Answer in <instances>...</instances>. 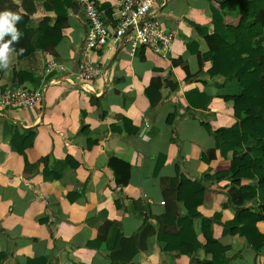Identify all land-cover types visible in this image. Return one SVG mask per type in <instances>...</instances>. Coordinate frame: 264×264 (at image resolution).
Listing matches in <instances>:
<instances>
[{
    "label": "crops",
    "instance_id": "crops-1",
    "mask_svg": "<svg viewBox=\"0 0 264 264\" xmlns=\"http://www.w3.org/2000/svg\"><path fill=\"white\" fill-rule=\"evenodd\" d=\"M46 1L7 3L4 10L16 13L18 8L21 14L16 24L20 39L28 24L45 16ZM93 1L113 32L116 23L112 12L118 0ZM211 4L216 2L159 0L150 17L174 35L171 52L161 57L140 47L130 56L128 38L109 41L110 50L105 48L94 55L100 74L89 85L76 76L87 32L78 5L68 10L60 28L48 30V37L61 35L54 52H36L26 63L17 64L33 70L39 86L45 84V91L31 109L0 111L3 264H25L27 259L38 257H45L47 264H108L111 254L104 246L131 237L144 218L157 229V218L165 211V204H161L165 201L163 179L174 177L178 169L191 181L203 182L207 174L237 169L249 161L247 155L233 161L209 160L207 155L214 139L203 130L202 123L215 130L236 122L230 103L220 98L221 91L210 81L207 71L211 63L202 62L201 68L194 55L195 50L206 52L195 27L212 33ZM226 22L236 24L238 18L227 17ZM51 61L63 69L47 73ZM182 64H187L189 77ZM232 71L228 67L222 76ZM194 90L211 97L205 108V99L191 93ZM189 100L197 101L200 106L195 107L201 108L191 107ZM174 112V120L167 122ZM9 128L20 135L32 130V147L23 154L15 152L6 135ZM14 142L17 144V139ZM43 158L47 161L36 166ZM109 161L118 169L116 176ZM123 163L130 166L128 181L121 174ZM227 184H208L210 206L199 208L203 217L210 218L221 210L227 201ZM178 206L184 215L183 206ZM222 213L224 219L233 215L231 210ZM221 230V225H214V237L220 243L236 244L229 252L230 256L236 255L233 264H252L254 254L240 249L235 238L222 236ZM95 239L103 247L87 246ZM144 245L146 250L140 251L131 264L190 262L179 252L161 253L154 236L148 237ZM203 256L201 248L198 257Z\"/></svg>",
    "mask_w": 264,
    "mask_h": 264
},
{
    "label": "trees",
    "instance_id": "trees-1",
    "mask_svg": "<svg viewBox=\"0 0 264 264\" xmlns=\"http://www.w3.org/2000/svg\"><path fill=\"white\" fill-rule=\"evenodd\" d=\"M208 1L216 2V5H210L212 33L195 27L204 40L206 52L201 54L195 50L194 55L200 67L202 62L211 63L207 71L210 81L221 91L220 98L230 103L236 122L230 127L215 130L209 124L202 123L205 131L214 139V147L207 155L209 160L225 161L247 155L249 161L237 169L207 174L203 182L191 181L178 169L174 177L163 179L165 211L157 218V229L144 218L142 226L131 237L124 238L121 243L112 241L111 245L104 246L111 254L108 264H131L140 251L146 250L144 242L150 236L155 237L161 253L179 252V256L189 257V264H233L236 255L230 256L229 252L236 244L220 243L214 237L215 224L222 226V236L235 238L240 249L252 251V264H264V0ZM7 3L13 4L11 0H0V12L7 11L4 10ZM75 6L77 4L73 0H49L43 4L44 12H47L45 16L28 24L19 42L11 45L14 59L10 58L11 64L7 70H0V94L8 87L34 90L39 86L40 81L34 76L33 70L17 67V64L26 63L36 52H54L61 35L48 37L47 32L53 27L60 28L63 21L67 20L68 10ZM15 14L21 17L18 8ZM227 17L238 18V22L229 24L226 22ZM9 37L5 36V41ZM21 48L24 49L23 54H20ZM182 66L189 77L187 64ZM228 67H232L233 71L223 77V70ZM191 93L205 99L202 108L211 98L197 90ZM190 103L191 107L199 108L195 107L197 101L191 100ZM175 115V112L171 114L167 122L171 123ZM6 135L10 137L13 150L19 154L32 147L35 137L32 130L23 131L20 135L17 130L10 128ZM46 161L43 158L35 165ZM109 165L116 176L118 169L112 161H109ZM122 165L121 174L128 181L130 166L127 163ZM221 181L228 183L225 186L227 201L210 218L203 217L199 208L210 206L208 184ZM179 204L184 208V215L179 213ZM222 210H231L232 217L224 219ZM115 235L118 238L119 234ZM87 246L103 247L98 239L87 243ZM201 248L204 249V256L199 258ZM5 258L6 254L0 252V264ZM47 263L45 257H38L27 259L25 264Z\"/></svg>",
    "mask_w": 264,
    "mask_h": 264
},
{
    "label": "built area",
    "instance_id": "built-area-1",
    "mask_svg": "<svg viewBox=\"0 0 264 264\" xmlns=\"http://www.w3.org/2000/svg\"><path fill=\"white\" fill-rule=\"evenodd\" d=\"M82 8L87 32L79 56L76 76L86 85L100 74L99 65L94 55L107 48L109 41L114 43L128 38L129 55L133 56L140 47L149 49L161 57H166L172 50L174 35L150 17L151 9L159 0H118L112 12L115 21L111 32L102 18V11L93 0H73ZM63 69L54 62H49L46 72ZM49 83H54L50 80ZM45 84L34 90L21 87H8L0 96L1 110L31 109L43 97ZM163 205L164 202H161Z\"/></svg>",
    "mask_w": 264,
    "mask_h": 264
},
{
    "label": "clouds",
    "instance_id": "clouds-1",
    "mask_svg": "<svg viewBox=\"0 0 264 264\" xmlns=\"http://www.w3.org/2000/svg\"><path fill=\"white\" fill-rule=\"evenodd\" d=\"M21 17L11 11L0 12V70H7L11 64V55L14 49L11 47L13 43H18L21 33L16 27ZM5 36L11 39L5 41ZM24 49H20L23 54Z\"/></svg>",
    "mask_w": 264,
    "mask_h": 264
},
{
    "label": "rangeland",
    "instance_id": "rangeland-1",
    "mask_svg": "<svg viewBox=\"0 0 264 264\" xmlns=\"http://www.w3.org/2000/svg\"><path fill=\"white\" fill-rule=\"evenodd\" d=\"M203 128V127H202ZM203 130L205 131V129L203 128ZM251 253H252V251H251ZM253 254V253H252Z\"/></svg>",
    "mask_w": 264,
    "mask_h": 264
}]
</instances>
